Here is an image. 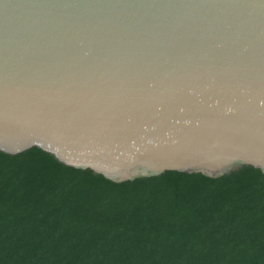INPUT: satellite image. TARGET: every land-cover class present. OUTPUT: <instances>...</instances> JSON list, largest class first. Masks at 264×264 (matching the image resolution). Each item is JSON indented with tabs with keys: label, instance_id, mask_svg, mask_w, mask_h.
<instances>
[{
	"label": "water",
	"instance_id": "water-1",
	"mask_svg": "<svg viewBox=\"0 0 264 264\" xmlns=\"http://www.w3.org/2000/svg\"><path fill=\"white\" fill-rule=\"evenodd\" d=\"M114 182L264 173V0H0V153Z\"/></svg>",
	"mask_w": 264,
	"mask_h": 264
},
{
	"label": "trees",
	"instance_id": "trees-1",
	"mask_svg": "<svg viewBox=\"0 0 264 264\" xmlns=\"http://www.w3.org/2000/svg\"><path fill=\"white\" fill-rule=\"evenodd\" d=\"M0 264H264V173L118 183L0 153Z\"/></svg>",
	"mask_w": 264,
	"mask_h": 264
}]
</instances>
